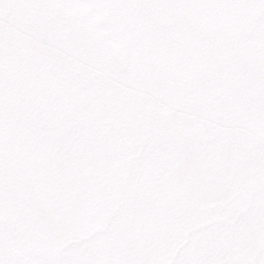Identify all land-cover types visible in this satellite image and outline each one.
<instances>
[{"label":"snow or ice","instance_id":"6c2138e0","mask_svg":"<svg viewBox=\"0 0 264 264\" xmlns=\"http://www.w3.org/2000/svg\"><path fill=\"white\" fill-rule=\"evenodd\" d=\"M0 264H264V0H0Z\"/></svg>","mask_w":264,"mask_h":264}]
</instances>
